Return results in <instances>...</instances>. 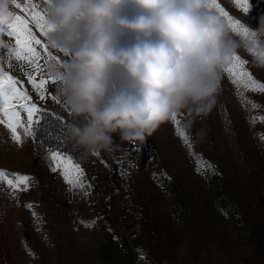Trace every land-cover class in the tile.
<instances>
[{
	"label": "rangeland",
	"instance_id": "obj_1",
	"mask_svg": "<svg viewBox=\"0 0 264 264\" xmlns=\"http://www.w3.org/2000/svg\"><path fill=\"white\" fill-rule=\"evenodd\" d=\"M33 2L44 14L47 0ZM216 2L249 29L233 33L220 18L239 44L236 55L244 67L264 83V32L258 30L264 0H249L248 12L235 0ZM126 10L133 11L131 6ZM30 27L60 58L47 37ZM3 39L15 47L14 38ZM37 50L44 54L42 46ZM233 63L232 58L224 69ZM11 64L9 69L7 49L0 48V69L22 81L18 87L36 102L24 74L31 69L14 58ZM224 69L211 110L191 116L182 110L176 117L191 151L213 166L209 172L197 171L170 119L143 142H122L115 135L111 151L94 155L105 168L106 194L89 184L88 169L75 161L90 187L73 189L64 177L52 181L53 161L49 155L41 162L34 159L30 137L22 136L17 144L0 124V169L32 178L27 191L14 194L0 183V264H264V140L258 135L264 134V123L248 120L264 115V92L245 91L260 108L243 107ZM46 87L60 98L58 82L49 80ZM67 119L73 123L70 113ZM81 221L95 223L85 227Z\"/></svg>",
	"mask_w": 264,
	"mask_h": 264
},
{
	"label": "clouds",
	"instance_id": "obj_2",
	"mask_svg": "<svg viewBox=\"0 0 264 264\" xmlns=\"http://www.w3.org/2000/svg\"><path fill=\"white\" fill-rule=\"evenodd\" d=\"M44 17L69 136L90 155L115 135L143 142L182 110L210 111L239 47L208 0H47ZM12 20V0H0V48Z\"/></svg>",
	"mask_w": 264,
	"mask_h": 264
},
{
	"label": "snow or ice",
	"instance_id": "obj_3",
	"mask_svg": "<svg viewBox=\"0 0 264 264\" xmlns=\"http://www.w3.org/2000/svg\"><path fill=\"white\" fill-rule=\"evenodd\" d=\"M236 6L243 11H249V0H235ZM14 9L20 10L19 12L13 11V20L7 26L6 35L9 38H14L15 47L7 48L8 68H12L11 60L14 58L17 62H25L30 71L24 74L27 77V83L31 85L32 90L36 93L41 101L46 100L48 95V88L46 85L49 80L57 82L53 79L50 70L51 65L48 61L58 62L59 57L53 56L48 51V45H41V40L36 38L33 33L30 23L34 24L44 36L47 37L48 29L46 27L44 14L38 10L37 4L33 0H12ZM208 8L211 12H215L219 18H225L233 33L241 32L248 34L249 29L244 27L239 20H234L225 10L220 6L216 0H208ZM37 46L43 47V53L37 50ZM45 56L47 59H45ZM234 63L231 67L224 69L228 74L230 81L236 88L237 99L241 102L243 107L250 106L252 110L260 108L254 101L249 100L245 95V91H261L264 92V83L254 79L250 72L244 67L243 61L238 55L233 57ZM43 61V63H42ZM23 70V65H21ZM39 75V80L35 78ZM23 82L18 80L11 74V71H4L0 69V124L4 125L10 130L11 138L17 144L22 143V136L31 137L35 140L36 133L40 132L41 144L57 143L59 146L56 148L46 147L45 150L49 153L50 159L53 161V171H60L64 180L71 188L86 189L90 185L84 183L83 170L78 164L73 162L72 155L68 154V148L60 142V135H63V130L69 131L71 125L62 122V131L60 135L53 136L50 132L45 133L42 130L41 121L48 116L55 114L48 112L38 106L33 101L32 96L29 95L27 90H22L18 85ZM54 101L59 103L57 96L51 97ZM177 114L172 117L173 123L176 125V135H178L184 144L189 148L190 155L193 156L198 172H209L213 170L210 162L203 159L192 152V144L189 136L185 131L179 127V120ZM57 119H61L57 117ZM250 124L256 122L264 123V115H253L248 118ZM261 140H264V134H258ZM99 155V154H97ZM32 180L30 176L21 175L19 173H8L4 169H0V183H6L12 189L13 194L16 191H27L30 187L29 182ZM87 194V193H86ZM25 207L32 208L31 204H25ZM35 215V213H33ZM85 227H91L95 221L85 222L81 221ZM143 256V254H142Z\"/></svg>",
	"mask_w": 264,
	"mask_h": 264
},
{
	"label": "built area",
	"instance_id": "obj_4",
	"mask_svg": "<svg viewBox=\"0 0 264 264\" xmlns=\"http://www.w3.org/2000/svg\"><path fill=\"white\" fill-rule=\"evenodd\" d=\"M36 79H39V75L37 74L35 76ZM52 94L51 92H48V95L46 96L45 104L44 105H38L39 107L46 109L48 112L55 114L54 116H48L46 119L41 121L42 130L45 133H51L53 136L60 135L62 131V122L66 123L68 125H71L72 123L68 121V111L63 106L62 99H59V103L52 104L53 99L51 98ZM57 117L61 119H57ZM40 136L41 133L37 132L35 140H33L31 137L30 139L33 142L34 145V154L33 157L35 160L40 161L49 153L45 150L46 147H52L56 148L59 145L55 142L51 144H41L40 142ZM60 142L64 144L68 148V154L72 155V158L75 162H77L79 165H82L88 169V182L89 184L99 193V194H106L109 190V186L107 184V181L104 177V170L105 168L103 166H100L94 159V155L85 154L84 151L76 145L75 140L72 139L69 136V131L63 130V135H60ZM51 168V179L54 182L61 181L63 175L60 171H53ZM71 204V202H69Z\"/></svg>",
	"mask_w": 264,
	"mask_h": 264
},
{
	"label": "crops",
	"instance_id": "obj_5",
	"mask_svg": "<svg viewBox=\"0 0 264 264\" xmlns=\"http://www.w3.org/2000/svg\"><path fill=\"white\" fill-rule=\"evenodd\" d=\"M49 92V91H48ZM53 92V91H52ZM60 99V98H59ZM36 103L38 104V105H44L45 104V101H41V100H39V98L37 99V101H36ZM52 104H57V102H55V101H53V102H51ZM73 161H74V159H73Z\"/></svg>",
	"mask_w": 264,
	"mask_h": 264
}]
</instances>
